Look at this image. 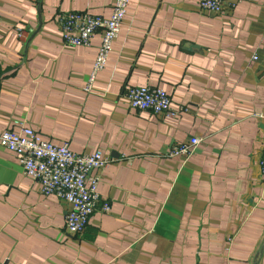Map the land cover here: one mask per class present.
I'll return each instance as SVG.
<instances>
[{"label": "crops", "instance_id": "obj_1", "mask_svg": "<svg viewBox=\"0 0 264 264\" xmlns=\"http://www.w3.org/2000/svg\"><path fill=\"white\" fill-rule=\"evenodd\" d=\"M197 1L130 0L87 92L99 35L64 47L58 19L107 18L113 0H0V134L18 122L110 160V212L70 235L69 205L0 146V264H264V0H225L219 15ZM131 87L160 88L181 112L132 110ZM192 137L190 156L168 155Z\"/></svg>", "mask_w": 264, "mask_h": 264}, {"label": "built area", "instance_id": "obj_2", "mask_svg": "<svg viewBox=\"0 0 264 264\" xmlns=\"http://www.w3.org/2000/svg\"><path fill=\"white\" fill-rule=\"evenodd\" d=\"M130 0H113L109 17L86 12H68L58 19L62 44L67 48L89 47L91 39L99 35L100 42L85 91L91 90L95 77L106 64L113 42L118 38ZM198 8L206 13L219 15L225 0H198ZM0 15V27L2 26ZM18 30V29H17ZM20 35V33H19ZM125 98L129 108L148 111L154 115L176 118L181 112L172 107L168 95L160 88L131 87ZM264 119L262 111L254 115ZM14 129L0 134V146L15 154L23 174L39 184L40 193L55 196L69 205L65 215V228L70 235L81 234L91 215L97 210L108 214V203L100 205L98 187L102 171L110 160L100 151L79 154L66 144L54 145L38 133L14 122ZM201 139L192 137L186 143L168 151L170 157L187 158L199 146ZM260 182L264 187V158L259 163Z\"/></svg>", "mask_w": 264, "mask_h": 264}]
</instances>
